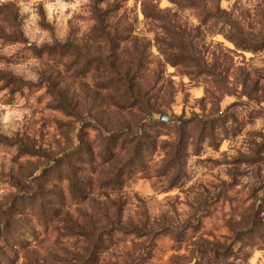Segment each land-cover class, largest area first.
Returning a JSON list of instances; mask_svg holds the SVG:
<instances>
[{
  "label": "rangeland",
  "instance_id": "1",
  "mask_svg": "<svg viewBox=\"0 0 264 264\" xmlns=\"http://www.w3.org/2000/svg\"><path fill=\"white\" fill-rule=\"evenodd\" d=\"M0 264H264V0H0Z\"/></svg>",
  "mask_w": 264,
  "mask_h": 264
},
{
  "label": "trees",
  "instance_id": "2",
  "mask_svg": "<svg viewBox=\"0 0 264 264\" xmlns=\"http://www.w3.org/2000/svg\"><path fill=\"white\" fill-rule=\"evenodd\" d=\"M98 10L95 13V18L99 21L102 22L101 16H103L102 11ZM153 17V14H152ZM110 70L117 72V79L115 78L110 79L107 81V87L106 90L110 92V99H113V103L119 106L120 108H128V107H135L139 101L138 95L137 94V75L136 71H133L132 66H116L112 62L109 63ZM133 71V72H132ZM116 90H115V89ZM124 134H116V138L119 139ZM111 140V139H110ZM125 140V139H124ZM108 143V142H107ZM106 146H110V143L107 144ZM117 150H115L116 152ZM109 153H112V150H108L104 155H101V157L108 155ZM103 154V153H101ZM113 154V153H112ZM74 196L80 198L81 200L87 199V195L82 193L81 191L79 192H74ZM124 229V228H122Z\"/></svg>",
  "mask_w": 264,
  "mask_h": 264
},
{
  "label": "water",
  "instance_id": "3",
  "mask_svg": "<svg viewBox=\"0 0 264 264\" xmlns=\"http://www.w3.org/2000/svg\"><path fill=\"white\" fill-rule=\"evenodd\" d=\"M162 118L168 120V116H162Z\"/></svg>",
  "mask_w": 264,
  "mask_h": 264
},
{
  "label": "clouds",
  "instance_id": "4",
  "mask_svg": "<svg viewBox=\"0 0 264 264\" xmlns=\"http://www.w3.org/2000/svg\"><path fill=\"white\" fill-rule=\"evenodd\" d=\"M80 2V0H77V3H79Z\"/></svg>",
  "mask_w": 264,
  "mask_h": 264
}]
</instances>
